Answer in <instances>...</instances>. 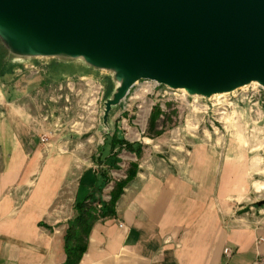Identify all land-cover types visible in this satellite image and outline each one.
<instances>
[{
    "label": "crops",
    "instance_id": "obj_1",
    "mask_svg": "<svg viewBox=\"0 0 264 264\" xmlns=\"http://www.w3.org/2000/svg\"><path fill=\"white\" fill-rule=\"evenodd\" d=\"M21 68L4 63L0 72V264H64L76 205L93 194L100 213L99 187L120 166L122 178L130 176L113 212L92 224L78 264H264V208L239 205L244 169L221 165L211 138L182 135L171 145L181 153L171 159L126 150L135 157L124 161V144L111 142L118 129L76 123L53 133L44 151L36 101L48 82ZM154 140L133 139L129 147L151 153L143 144Z\"/></svg>",
    "mask_w": 264,
    "mask_h": 264
},
{
    "label": "water",
    "instance_id": "obj_2",
    "mask_svg": "<svg viewBox=\"0 0 264 264\" xmlns=\"http://www.w3.org/2000/svg\"><path fill=\"white\" fill-rule=\"evenodd\" d=\"M0 38L12 61L63 54L111 69L104 120L139 80L203 97L264 87V0H0Z\"/></svg>",
    "mask_w": 264,
    "mask_h": 264
},
{
    "label": "rangeland",
    "instance_id": "obj_3",
    "mask_svg": "<svg viewBox=\"0 0 264 264\" xmlns=\"http://www.w3.org/2000/svg\"><path fill=\"white\" fill-rule=\"evenodd\" d=\"M16 62L22 65L24 75H31L30 67L35 66L39 72L33 74L47 79L48 83L45 84L48 85L42 86L37 94L39 113L48 105L54 111L53 118L61 116L58 108L66 103L71 108L68 114H62L64 122L99 123L104 127L109 124L119 130L118 135L124 143L154 137L153 142L143 144L146 149L148 146L154 147L151 153L148 149L143 152L140 148L131 149L137 156L147 153L171 159L173 155L181 153L179 148L171 145H179L182 135L200 141L211 138L220 155L221 165L226 160L232 168L241 166L244 169V189L234 196L239 205H248V208L249 203L256 202L252 203L253 206L264 208V91L257 82H250L231 92L200 98L184 90L173 91L165 85L155 87L152 81L139 80L132 86L126 99L112 106L104 120V102L112 97L118 85L111 69L92 67L82 57L66 58L63 54H23L19 60H11V63ZM101 77L107 85H104L100 100L97 98L100 95L95 92L98 84L95 81L103 83ZM67 81H72L73 85ZM61 95L68 96L69 101L66 102ZM195 98L197 102H193ZM42 102H45V106ZM203 103L210 107L207 112L201 107ZM83 104L87 106L86 109L82 108ZM158 111L160 114L153 123L151 118ZM107 131L116 133L114 130ZM156 131L163 133L157 135ZM85 136L87 134L82 138ZM98 145L103 146L101 143ZM227 147L229 153L226 154ZM124 148L118 151L124 157L122 160H126L125 156L135 157L126 151L130 150L127 146L124 145ZM122 169L120 166L107 171L109 181L103 191L105 201H109V193L115 183L123 179ZM75 183L76 180L72 178L70 188ZM98 198L97 202L104 201L100 194Z\"/></svg>",
    "mask_w": 264,
    "mask_h": 264
},
{
    "label": "trees",
    "instance_id": "obj_4",
    "mask_svg": "<svg viewBox=\"0 0 264 264\" xmlns=\"http://www.w3.org/2000/svg\"><path fill=\"white\" fill-rule=\"evenodd\" d=\"M4 63H7V66L9 67L15 65L14 63H11L9 58L6 57L5 49L2 45H0V72L4 70ZM101 79L104 85H107V83H105L106 80L103 77H101ZM159 114V111L153 114L151 118L153 123ZM160 133L161 131H156L157 135ZM111 142L112 146L116 143H123L131 150L129 143H124L121 138L113 136ZM129 176L130 175L128 174L125 179L119 180L115 183L109 194V201H99L101 205L100 213L97 214L95 212V207L93 205L95 199L93 194H90L84 201H81L76 205V213L74 217L68 221V226L64 235V250L66 253V260L64 264H78L80 258L86 250L87 238L92 224L99 216H104L113 212L115 202L122 193L123 187L125 186ZM108 181L109 180L105 174L104 181L102 185H100L99 190H101L108 183Z\"/></svg>",
    "mask_w": 264,
    "mask_h": 264
},
{
    "label": "built area",
    "instance_id": "obj_5",
    "mask_svg": "<svg viewBox=\"0 0 264 264\" xmlns=\"http://www.w3.org/2000/svg\"><path fill=\"white\" fill-rule=\"evenodd\" d=\"M30 70L33 73H38L39 72V69L37 67H35V66H31ZM144 81H151V80H144ZM95 82L98 83L96 85V88H95L96 91L95 92L100 95L97 98L101 100L102 97H103V94H104V83H101L100 81H95ZM152 82L154 83L155 87L160 85V84H158V83H156L154 81H152ZM259 86H260L261 90L264 91V87L262 85H260V84H259ZM167 89L173 90V91L175 90V89H171L169 87H167ZM129 92H130V90H129ZM129 92L127 93V95L129 94ZM127 95L125 96V98H123V100L126 99ZM60 97H63V96L61 95ZM198 97L205 98L203 96H198ZM63 99L66 102L69 101L68 96L63 97ZM197 101H198L197 98L193 99V102H197ZM42 104H44V106H45V102H42ZM201 107H203V110L205 109V112H207L209 110V108H210L209 105H207L205 103L201 104ZM70 108H71V106H68L66 103L63 104L62 106H59L58 109L61 110L60 113H59V114H61V116H56L55 118H53L54 111H53V109L50 108V106L47 105L46 108L42 109V112L40 113V120H42V123H41L40 126L42 127V129H41L42 131L38 134V139H39V142L42 144L44 151H47V150H49L51 148L52 144H51L50 140H51V137H52L53 133L60 132L63 129V127H65V125H68L67 127L71 128L76 123H80V124L84 123V122H81V121H74V122H71V123L64 122L62 114H68ZM82 108L86 109L87 106L85 104H83ZM80 117L81 116H79V118ZM100 206H101L100 203H98L97 207L100 208ZM119 226L123 227V223H119ZM229 251L230 250H229L228 247L224 248V253L229 254Z\"/></svg>",
    "mask_w": 264,
    "mask_h": 264
}]
</instances>
